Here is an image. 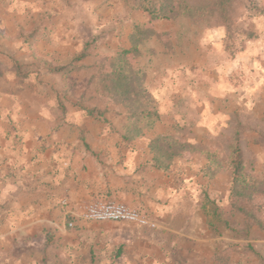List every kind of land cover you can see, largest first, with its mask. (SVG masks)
<instances>
[{
	"label": "crops",
	"instance_id": "1",
	"mask_svg": "<svg viewBox=\"0 0 264 264\" xmlns=\"http://www.w3.org/2000/svg\"><path fill=\"white\" fill-rule=\"evenodd\" d=\"M147 57L137 68L147 75L160 120L151 128L144 123L139 137L125 108L107 94L109 111L93 115L59 108L50 98H31L23 108L16 101L3 105L0 264H219L217 254L226 255L235 238L231 225L214 217L218 208L229 222L209 197V160L197 156L191 141L180 143L196 148L195 155L170 163L151 147L158 138H172L165 120L183 117L176 111L179 87H152L158 67H145ZM99 201L137 209L157 229L83 220L86 206Z\"/></svg>",
	"mask_w": 264,
	"mask_h": 264
},
{
	"label": "rangeland",
	"instance_id": "2",
	"mask_svg": "<svg viewBox=\"0 0 264 264\" xmlns=\"http://www.w3.org/2000/svg\"><path fill=\"white\" fill-rule=\"evenodd\" d=\"M186 1L190 12L156 24L168 35L150 43L161 52L163 42L170 41L176 54L149 56L145 67H158L151 83L155 89L162 82L180 89L175 92L180 93L176 111L183 118L165 120L170 124L165 129L179 142H193L197 156L220 169L209 197L229 220L235 238L223 251L225 256L230 264H264V228L232 206L236 202L249 208L264 225V199L234 201L229 164L239 146L248 171L264 175V16L247 18L256 12L254 7L264 9V0H236L229 9L236 27L259 35L245 42L234 60L224 50L227 23L213 0ZM134 3L0 0V111L14 101L23 108L35 97L54 99L62 109L108 112L111 105L99 84L102 67L129 48L133 27L144 21ZM139 63L135 61L136 67ZM57 68L61 70L51 72Z\"/></svg>",
	"mask_w": 264,
	"mask_h": 264
},
{
	"label": "trees",
	"instance_id": "3",
	"mask_svg": "<svg viewBox=\"0 0 264 264\" xmlns=\"http://www.w3.org/2000/svg\"><path fill=\"white\" fill-rule=\"evenodd\" d=\"M235 1L213 0V7L227 23L224 50L232 60L238 53L244 51L243 44L245 42L259 38L257 32L236 27L230 20L229 9ZM133 9L139 11L145 19L133 27L129 36V48L121 50L108 64L103 65L104 74L101 76L99 84L114 104L125 108L135 134L134 137H139L142 135L144 123H147L150 128L153 127L159 122L160 113L153 94L147 88V75L136 67L135 61L147 55L151 57H156L159 54L174 56L176 50L170 41L163 42L161 52L150 47L153 40L162 42L168 35V32H160L156 28V24L175 21L185 16L190 12V6L186 0H135ZM253 9L256 12L248 15V19L264 16L263 8L254 7ZM60 70V68L52 69L51 72L56 73ZM84 110L90 115L96 112ZM151 147L157 158L166 163H170L175 157L194 151L192 145L180 143L169 137H161L152 141ZM229 164L233 171L231 196L234 201L249 202L264 199V175L260 176L248 171L243 151L239 146L233 149ZM208 171L212 176H216L220 169L216 164H213V166H209ZM232 206L236 213L245 215L247 219H252L261 228H264L263 223L249 208L238 206L236 202H233ZM255 207L261 208L259 205ZM214 217L219 224L230 228V223L222 220L218 208H215ZM217 229L218 227L214 225L215 232L218 231ZM217 261L219 264H230V259L224 254H217Z\"/></svg>",
	"mask_w": 264,
	"mask_h": 264
},
{
	"label": "built area",
	"instance_id": "4",
	"mask_svg": "<svg viewBox=\"0 0 264 264\" xmlns=\"http://www.w3.org/2000/svg\"><path fill=\"white\" fill-rule=\"evenodd\" d=\"M82 219L87 222H119L145 229H157V224L141 211L114 201H99L87 205ZM74 225V222L69 223L70 228H74Z\"/></svg>",
	"mask_w": 264,
	"mask_h": 264
}]
</instances>
